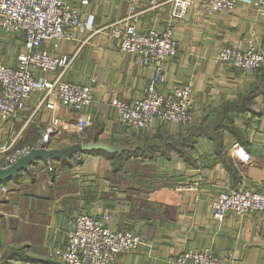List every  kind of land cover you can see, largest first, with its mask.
Returning a JSON list of instances; mask_svg holds the SVG:
<instances>
[{"label": "crops", "instance_id": "obj_1", "mask_svg": "<svg viewBox=\"0 0 264 264\" xmlns=\"http://www.w3.org/2000/svg\"><path fill=\"white\" fill-rule=\"evenodd\" d=\"M67 1L91 20L93 29L63 40L58 48L46 47L73 57L65 80L91 84L96 77L95 100L80 110L62 105L53 111L34 93L16 118L0 117V147L11 141L42 145V132L55 113L63 123L49 147L96 136L144 145L161 134L179 139L191 127L202 132L192 142L163 141V148L134 155L120 169L104 154L78 153L65 161L38 160L0 183V264H57L49 250L65 245L83 212L107 216L111 229L141 236L138 250L122 256L131 264H167L172 254L187 248L208 249L223 264H264V213L229 212L217 218L210 205L225 190L264 192V65L248 74L217 59L225 45L254 46L264 53V16L250 0L217 12L209 11L206 0H196L184 18L173 16L172 0L155 9L143 0ZM132 4L139 30L170 27L181 40L178 54L165 61L161 89L192 88L191 125L154 119L150 127L133 130L119 119L115 102L142 98L153 75L150 66L109 35ZM22 44L20 35L0 28V61L17 66ZM81 121H86L83 129ZM235 143L251 153L249 161L232 154ZM193 182L196 188L177 189Z\"/></svg>", "mask_w": 264, "mask_h": 264}, {"label": "built area", "instance_id": "obj_2", "mask_svg": "<svg viewBox=\"0 0 264 264\" xmlns=\"http://www.w3.org/2000/svg\"><path fill=\"white\" fill-rule=\"evenodd\" d=\"M151 9L165 0H143ZM196 0H172L173 16L184 18ZM210 12L233 9L237 0H206ZM264 16V0H250ZM137 5L132 4L130 14L121 19L109 31L117 38L124 51L136 55L138 62L153 69V75L145 94L135 100H117L115 106L120 121L133 130L146 129L154 119L183 126L195 120L192 88L189 85L174 87L163 92L165 61L175 57L181 45L170 27H151L141 31L135 23ZM0 28L22 37V49L17 56V66L0 61V117L14 119L26 108L27 100L38 93L40 103L53 111L60 106L80 110L95 100L97 81L91 84L68 81L63 78L73 59L67 53L54 52L46 47L51 43L58 48L63 40H73L78 33L93 29L89 18H83L80 10L67 0H0ZM217 59L227 65L240 67L245 73H255L264 65V53L250 46L240 49L223 46ZM55 72L53 77L49 74ZM63 120L55 113L42 132L41 141L47 146L59 133ZM86 121L79 122L80 129ZM32 147L15 146L11 141L0 147V167L7 166ZM232 154L246 161L251 153L239 143L232 146ZM56 160H48L49 163ZM53 169V165L50 166ZM197 183L177 185V189L196 188ZM3 190H7L3 187ZM214 216L222 218L231 212L242 216L245 213H264V192L252 189H231L219 193L210 203ZM107 216L79 213L74 227L68 233L62 247H53L48 256L57 264H131L123 255L133 253L140 247L141 236L131 231L111 229ZM167 264H223L222 260L208 249L187 248L172 254Z\"/></svg>", "mask_w": 264, "mask_h": 264}, {"label": "water", "instance_id": "obj_3", "mask_svg": "<svg viewBox=\"0 0 264 264\" xmlns=\"http://www.w3.org/2000/svg\"><path fill=\"white\" fill-rule=\"evenodd\" d=\"M125 149V144L96 139L75 141L61 147H49L46 143H43L40 146L32 147L27 153L18 157L9 165L1 166L0 183L18 176L22 170L28 169L38 160H65L81 152L105 151L107 153H118Z\"/></svg>", "mask_w": 264, "mask_h": 264}, {"label": "trees", "instance_id": "obj_4", "mask_svg": "<svg viewBox=\"0 0 264 264\" xmlns=\"http://www.w3.org/2000/svg\"><path fill=\"white\" fill-rule=\"evenodd\" d=\"M202 132V128L200 127H194L190 128L189 132L186 135H182L179 139L173 138L171 136H165L159 135L157 139L152 141L145 142L144 145L142 143H134L132 141L126 140L123 143L118 144H125L126 149L122 152L118 153H107L105 151H94V152H81V153H101L113 160V165L115 169H120L124 162H126L129 158L133 157L134 155H140L143 156L145 154L152 153L154 150H159L163 148V141H167V143H170V145L177 144L178 141L184 140L187 138L186 142H192L195 135ZM96 139L99 140L98 136L94 138H87L86 140ZM174 143V144H173ZM169 145V144H168ZM53 160V159H52ZM66 160V159H65ZM61 160V161H65Z\"/></svg>", "mask_w": 264, "mask_h": 264}]
</instances>
